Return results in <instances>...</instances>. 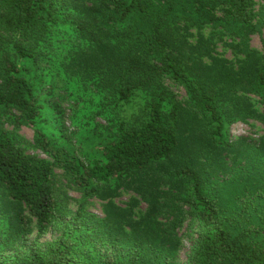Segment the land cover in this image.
<instances>
[{"label":"trees","instance_id":"16d2710c","mask_svg":"<svg viewBox=\"0 0 264 264\" xmlns=\"http://www.w3.org/2000/svg\"><path fill=\"white\" fill-rule=\"evenodd\" d=\"M263 30L264 0H0V264H264ZM136 95L141 122H117ZM67 100L106 122L84 162L62 136ZM236 123L258 139L231 141ZM56 171L82 197L66 222ZM140 175L139 220L86 211Z\"/></svg>","mask_w":264,"mask_h":264},{"label":"rangeland","instance_id":"374dc122","mask_svg":"<svg viewBox=\"0 0 264 264\" xmlns=\"http://www.w3.org/2000/svg\"><path fill=\"white\" fill-rule=\"evenodd\" d=\"M262 41H264V30L261 36L256 35L252 37L251 45L252 47L260 50L262 46ZM180 95L183 96V92H180ZM85 100L88 102V97L85 98ZM142 106L143 103L141 100V96L136 95L130 104L123 105L118 109V112L116 113L117 122H124L128 127L137 126L141 122L140 118L142 115L140 111L142 109ZM61 107L62 116L60 117V127L62 128V136L65 139V144L77 155V157L82 162H84L88 157L92 156V154L94 153L96 144L95 138L97 135L104 133L105 130H103L100 126H106V122L100 117L91 120L89 112L90 104H80L78 106H73L72 103L67 100V102L62 103ZM12 113L14 115L18 114L16 111H12ZM55 126L56 125L53 122L52 128H54ZM4 128L7 131L15 134L18 143L22 147H24L28 154L36 155L40 158L47 159V157L43 153L37 150H33L32 148L34 130L31 126L22 125L16 128L14 125L6 121L4 123ZM258 136L259 135L256 136V134L253 133L250 128L243 123L234 124L230 129L229 135L231 141H235L238 138L246 137H252L254 140H257ZM185 159L186 157H183V159L182 157H179L176 160H173V162L165 165L167 167H170L172 163L181 165L182 161ZM158 169V167L155 168V170ZM146 174L150 175L152 178L158 176L154 171H148L146 172ZM144 177V175H140L134 178V182L127 181L126 184H124L126 187L120 188L118 191H116V195L114 194V192H112L111 195L104 194L103 198L94 197L92 199H89L86 211L94 215L98 219H104L107 215L105 210L109 209L108 211L113 212V217L117 219V217H119L120 215V210L133 209V219L136 221L139 220L140 217L148 213V205L140 200L139 202H135V200L139 199V197H137V195L134 193V188L137 185L138 180ZM55 185L57 189V195L59 196V200L61 202L60 205H63V209L68 211L66 217L63 216L62 219L66 222L69 220V213H73L76 211L77 202L82 199L81 193L66 181L60 171H56ZM168 188V185L160 186V189L164 192H167ZM172 193L174 194L175 191ZM157 219L158 221H161L160 217H158ZM189 231L190 230L189 228H187V223L185 222L178 233L179 237H181L182 239V250L180 251V257L182 259H184L185 253H187L191 245L190 237L192 236H190L191 234H189ZM34 236L35 232L31 234L30 241L34 240ZM55 236V233L50 232L45 235L41 239V241H51L55 238Z\"/></svg>","mask_w":264,"mask_h":264}]
</instances>
